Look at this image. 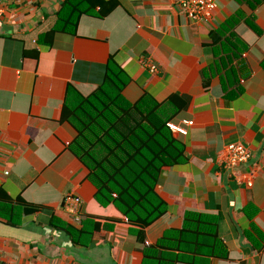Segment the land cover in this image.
<instances>
[{
	"label": "crops",
	"instance_id": "crops-1",
	"mask_svg": "<svg viewBox=\"0 0 264 264\" xmlns=\"http://www.w3.org/2000/svg\"><path fill=\"white\" fill-rule=\"evenodd\" d=\"M2 1L0 264H144L147 247L168 255L163 264H264V0H219L201 21L187 17L182 0H117L106 18L82 16L76 35L55 33L48 43L66 0ZM215 56L230 59L240 91L227 92L219 76L205 89L202 73ZM111 61L132 104L148 97L170 114L171 96L188 99L170 122L187 130L173 133L184 162L162 170L155 191L167 212L143 245L115 206L97 201L89 169L71 150L77 132L61 121L68 87L89 97ZM235 143L252 160L230 170L224 160ZM70 194L83 201L79 219L63 207ZM20 200L37 212L26 214ZM187 213L216 221L207 227L221 245L211 253L221 256L180 234Z\"/></svg>",
	"mask_w": 264,
	"mask_h": 264
},
{
	"label": "trees",
	"instance_id": "trees-1",
	"mask_svg": "<svg viewBox=\"0 0 264 264\" xmlns=\"http://www.w3.org/2000/svg\"><path fill=\"white\" fill-rule=\"evenodd\" d=\"M118 6L117 0H66L56 15L55 26L44 34V42H50L55 33L76 35L82 16L104 19ZM222 58L215 56L213 65L202 73L203 85L208 89L211 78L219 76L223 89L236 93L240 90L232 83L235 76L229 67L231 61L227 59V64ZM110 63L101 70V84L89 97H82L68 87L61 121L69 123L77 132L71 150L89 169L97 201L105 207L115 206L127 218L138 243L143 245L145 230L167 212L155 191L162 170L184 162L183 146L168 124L187 108L188 99L171 96L167 101L170 114L148 97L132 104L122 93L126 87L123 74L114 62ZM4 198L7 199L6 195L0 192V200ZM19 202L26 214L37 212V208L22 200ZM207 225L216 226V221L205 215L187 213L179 232L187 239L190 237L194 247H207L209 255L221 256L215 251L211 253V250L218 251L221 245L217 233ZM68 232L75 241V232ZM168 259L167 254L162 255L153 247L144 251V264L152 261L163 264L169 262ZM178 262L175 258L171 264Z\"/></svg>",
	"mask_w": 264,
	"mask_h": 264
},
{
	"label": "built area",
	"instance_id": "built-area-1",
	"mask_svg": "<svg viewBox=\"0 0 264 264\" xmlns=\"http://www.w3.org/2000/svg\"><path fill=\"white\" fill-rule=\"evenodd\" d=\"M219 0H182L180 7L182 11L193 21L208 20L217 9V2ZM6 14V8L2 0H0V19ZM142 65L145 66L152 75L158 73V67L150 59L142 60ZM185 125L191 126L188 122ZM168 127L175 134L186 135L187 130L184 127L169 123ZM252 160V153L248 147L242 143L231 144L227 147L226 156L224 160L225 166L233 170L238 166H248ZM83 201L80 197L75 195H67L63 199L64 209L71 215L79 219V213Z\"/></svg>",
	"mask_w": 264,
	"mask_h": 264
}]
</instances>
